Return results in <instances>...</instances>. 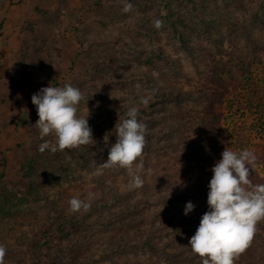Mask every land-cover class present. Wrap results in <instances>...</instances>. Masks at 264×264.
Returning a JSON list of instances; mask_svg holds the SVG:
<instances>
[{
	"label": "rangeland",
	"instance_id": "obj_1",
	"mask_svg": "<svg viewBox=\"0 0 264 264\" xmlns=\"http://www.w3.org/2000/svg\"><path fill=\"white\" fill-rule=\"evenodd\" d=\"M195 1L205 12L202 22L193 21ZM130 2L131 10L124 12V0H0V245L7 250L3 264H164L154 250L125 249L124 239L141 238L135 232L141 231L138 224L158 212L163 217L174 212V221L181 218V202L159 210L151 206L133 215L127 227L116 225L114 230L107 221L139 200L150 203L160 194L170 199L194 185L199 188L202 163L189 152H201L202 147L185 146L189 136L199 137L192 128L185 135H170L173 145L184 150L159 154L167 141L166 126L174 125L176 113L186 124L214 105L229 138L227 147L264 157V0ZM9 9L13 12L5 22ZM156 20L162 21L159 28ZM175 22L178 33L171 30ZM128 47L142 57L158 53L153 58L157 66L150 69L130 61ZM144 74L156 77L157 92L148 93ZM216 80L224 83L217 87ZM209 81L217 91L199 99L196 93ZM64 84L81 90L78 115H89L93 142L41 153L39 145L54 142V137L41 140L31 97L41 88ZM169 89L196 100L165 103L168 111L157 112L162 105L154 97ZM142 98L148 103H141ZM135 100L142 104L138 111L147 125L138 159L145 169L148 161L156 169L166 166L179 186H152L150 174L141 188L127 193L128 170L101 168L106 158L96 160L97 151H108L116 142L113 127L126 118L117 113ZM147 145H159L157 157L149 154ZM72 198L89 203V209L71 212ZM260 221L262 228L264 219ZM41 239L46 243L43 250L38 246ZM160 244L155 240V246ZM166 251L175 252L169 247Z\"/></svg>",
	"mask_w": 264,
	"mask_h": 264
},
{
	"label": "clouds",
	"instance_id": "obj_2",
	"mask_svg": "<svg viewBox=\"0 0 264 264\" xmlns=\"http://www.w3.org/2000/svg\"><path fill=\"white\" fill-rule=\"evenodd\" d=\"M124 12L132 8L130 0H124ZM162 21L156 20L159 28ZM139 87V85H137ZM83 94L78 87L64 84L62 87L41 88L31 97L37 109L41 140L51 135L54 142L44 140L39 152L50 150L55 153L93 142L92 129L88 116L78 115ZM141 103H148L146 98ZM138 109L130 108L123 120L115 125L116 142L108 149V157L101 168L119 166L128 170L129 189H139L144 184V175H150L151 169H145L142 159L146 144L147 125L139 119ZM221 159L211 169L212 177L208 185L206 211L189 240L194 254L202 259V264H234L236 254L243 252L256 232L257 222L264 219V183L253 184L250 179L256 155L252 150L233 151L225 148ZM91 195V194H89ZM71 212L87 211L90 204L79 198L68 201ZM195 205L188 202L184 208L187 216ZM188 246V247H189ZM6 248L0 245V264L6 256Z\"/></svg>",
	"mask_w": 264,
	"mask_h": 264
},
{
	"label": "trees",
	"instance_id": "obj_3",
	"mask_svg": "<svg viewBox=\"0 0 264 264\" xmlns=\"http://www.w3.org/2000/svg\"><path fill=\"white\" fill-rule=\"evenodd\" d=\"M196 3L193 4L192 7V18H194L193 21H203V15L205 14L204 11H202L201 5L195 1ZM171 30L174 33H178V23H172L171 24ZM76 37V36H75ZM79 37H76L75 40H78ZM184 47L188 48L185 40H184ZM129 48V60L132 62H138L140 64H143L144 66H149L150 69L153 66H157L156 62L154 61V57L158 55V53L153 54H146L144 57L138 54V52L133 49ZM192 54V53H191ZM163 55V54H162ZM193 55V54H192ZM160 58V57H159ZM162 60L165 61V59L162 56ZM162 74V72L160 73ZM137 76V75H136ZM141 76V75H139ZM146 77L150 90L147 91L148 93H154L157 92L159 89V86L156 85V77L153 75L144 74ZM133 78V77H131ZM206 78V77H205ZM204 80V79H203ZM223 80H216L214 81V84L216 86H220L223 84ZM204 87L201 89L202 91L199 93V91L196 93L197 97L199 99H202L204 96H206L207 92H216L217 89H212L208 85H211V81H209L206 84H203ZM202 86V85H201ZM199 93V94H198ZM158 97H154V99H158L157 101L162 104L170 103V102H186V100H193L195 96L190 94H182L181 92L177 93L174 89H169L167 93H160L159 95H156ZM136 101V100H135ZM142 106V104L139 101L133 102L130 105H128L124 110H121L118 112V116L122 117L125 116L126 112L130 108H137L139 109ZM209 109L202 115H197L196 117H190V121L186 124H183V120L178 117V114H175V123L174 125H171L170 127L167 125L166 130L164 131L167 136V141L161 145L159 148V145H147L149 146V154H154L155 157H157L156 149H162V151L159 152V154H163L164 156L168 155L169 153L166 151V149H169L171 151L175 150H184V148H177L174 146L173 142L171 141L170 135H185L184 132H189L188 128H192L193 133H197L199 137L193 138L189 136V140L186 142L185 146H191L195 143H199V145L202 147V151H196V149H192V151L189 152V156L192 159L200 160L202 165V171L197 177V185L199 188L193 189L189 187V189L183 190L184 193H181L180 196H172L169 198L167 193H164L163 195L160 194L155 201H152L148 203L146 200L142 201L139 200L134 204L126 205L124 209V213H120L115 215L116 219H111L107 221L109 228L114 229L117 228L116 225L119 227H123L128 225V221H132V216L136 214H140L142 212H146L150 210L151 206H154L157 210L163 207V205L166 204H172L176 201L181 202L184 206L190 201L192 202L195 207L194 210L189 213L187 216L184 215V210H181V218H178L176 221L171 219L173 217L174 212H170L166 215V217L162 215V212L156 213L155 216H150L149 219L143 221L142 223H139L138 227L141 229L139 231L136 229V233H139L141 238L137 237L135 241H131V237L125 238L126 245L125 249H137V250H144L146 248L154 250L156 253V256L164 261V264H202V259L197 254H194L189 246V240L190 238L195 234V231L197 227L199 226L200 219L202 215L208 211V205H207V193H208V185L210 182V179L212 177L211 169L214 166L215 162L220 160L221 153L224 151L227 147V143L229 142V138L227 137L226 133L224 132L223 127V121L218 116L219 114L214 109V105H207ZM220 105H217V108ZM152 107V106H151ZM206 107V106H204ZM157 112H167L166 108L162 105L159 106L158 109H156ZM218 110V109H217ZM139 112V111H138ZM141 116L139 115V119ZM189 119V118H188ZM155 120V119H154ZM115 128V126L113 127ZM184 129V130H183ZM115 131V129H114ZM159 132H162L160 129ZM114 137L116 139V133H114ZM187 134V133H186ZM209 155V157L206 158V155ZM108 157V151L105 152L97 151V155H95V158L97 161H100L102 158ZM256 162L255 166L250 173V179L253 184H258L264 179V157H258L256 156ZM152 161H148L146 165L147 168L151 169V176L150 181L152 182V186L156 185L157 183L160 184V188H168L172 185H177V179H171L174 178V175L172 174L171 170H169L166 166H163L162 168L156 169L155 166L151 164ZM125 169V168H123ZM158 170H162L163 173L159 174ZM146 175H144V178H146ZM133 189H128L127 193L132 191ZM180 192V191H178ZM121 197V196H120ZM130 196L128 195L129 199ZM170 200V201H168ZM157 218H161L158 222H156ZM262 221L257 222L256 225V232L253 236V239L249 242L247 248L234 257V264H256L257 262H260V264H264V231L261 229H264V227L261 228ZM260 229V231H259ZM115 230V229H114ZM146 230V235L144 232ZM263 233V234H262ZM128 233H125L127 235ZM130 236V235H129ZM159 237H163L166 242L159 239ZM155 240L160 241V246H155ZM184 242L185 246L183 247L181 243ZM39 248L43 250L46 246V243L42 242L39 243ZM171 248L172 250H175L174 253L167 252L166 248ZM189 246V247H188ZM260 248V249H259ZM114 250V249H113ZM260 250V251H259ZM185 253H189L190 257H186L184 255ZM254 261H256L254 263Z\"/></svg>",
	"mask_w": 264,
	"mask_h": 264
},
{
	"label": "crops",
	"instance_id": "obj_4",
	"mask_svg": "<svg viewBox=\"0 0 264 264\" xmlns=\"http://www.w3.org/2000/svg\"><path fill=\"white\" fill-rule=\"evenodd\" d=\"M8 12H9V14H7V18H8V19H7L5 22H9V21H10V18H11V15H12L13 10H10V9H9Z\"/></svg>",
	"mask_w": 264,
	"mask_h": 264
}]
</instances>
